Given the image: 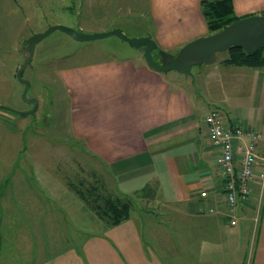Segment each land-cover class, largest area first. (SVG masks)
Returning a JSON list of instances; mask_svg holds the SVG:
<instances>
[{"label":"crops","instance_id":"obj_1","mask_svg":"<svg viewBox=\"0 0 264 264\" xmlns=\"http://www.w3.org/2000/svg\"><path fill=\"white\" fill-rule=\"evenodd\" d=\"M10 1L0 0V31L7 25L5 14L11 19L17 6V24L9 25L16 30L21 25L17 37L23 49L28 15L23 16L17 0V5ZM233 2L239 17L264 14V0ZM149 5L155 29L136 36L150 34L158 49L177 54L189 41L209 34L201 0H149ZM1 48L8 45L0 37ZM142 54L68 65L60 76L70 98L74 137L114 171L118 194L146 197L151 207L135 205L129 219L112 226L100 217L92 219L90 227H74L85 230L84 235L74 233L55 252L42 248V255L35 257L30 224L46 228V222H58L64 193L54 172L35 170L29 157L13 158L5 163L13 174L8 168L0 170V264H264L261 181H255L254 195L240 206L238 224L230 225L217 166L220 149L205 121L212 109H220L226 121L261 130L264 148V65L234 64L225 58L214 63L206 74V86H214L208 94L214 104L204 112L207 101L198 105L179 83L177 71H157ZM0 120L9 130L0 139L11 147L7 139L13 134L12 117ZM5 159L0 158V169ZM16 162H25L24 168ZM205 189L207 199L200 195ZM210 203L217 213L204 211Z\"/></svg>","mask_w":264,"mask_h":264},{"label":"rangeland","instance_id":"obj_2","mask_svg":"<svg viewBox=\"0 0 264 264\" xmlns=\"http://www.w3.org/2000/svg\"><path fill=\"white\" fill-rule=\"evenodd\" d=\"M10 2L17 5L16 0ZM17 2L22 6L20 9L23 16L26 13L29 19L28 37L24 39L26 40L24 45L31 36L58 24L85 33L103 32L120 27L119 29L131 37L145 30L155 29L149 13V0H17ZM39 2L45 5L40 7ZM49 2L50 6H47ZM17 12L15 6L11 19L10 14H5V18L8 19L7 25L0 31L2 41L8 45L5 50L0 49V119L12 117L13 128L11 139H7V143L12 142L11 147L8 145L4 147L5 141L0 139V158H6L4 167L0 170L8 168L9 173L13 174L12 166H5V163H13V158L17 157H29L34 162L35 170L39 169L45 175L54 172L60 178L64 193V196H61V214L58 222L55 224L46 222L48 225L46 228L33 222L30 224L32 233L29 239L32 241L29 243H33L32 250L37 257L42 255V248L45 253H53L74 239V233L85 234V230L76 231L74 227H90L92 219L98 221V216L74 191V187L76 189L84 187L85 190L93 187L92 195L95 196L110 193L115 196L121 195L117 191L114 171L89 152L85 143L75 138L72 133L70 98L60 76L61 68L102 59L135 58L142 52L117 35L93 41H78L62 30L53 31L36 45L32 61L22 73V77L31 84L28 97L38 100L36 108L23 97L25 84L17 76V71L27 55L24 47L18 48L17 32L22 29L21 25L17 26V30L13 29L17 24L15 21ZM10 21L13 28L9 25ZM153 53L161 62L158 50ZM227 56V50L218 52L213 61L195 65L193 75L177 74V77L181 78L179 83L189 91L197 104L207 101L204 112L214 104L210 103L208 98L209 91L214 86H210L211 83L206 86L209 83L206 74L208 75L207 72L214 63ZM216 89L215 95L219 96ZM218 106L224 108L220 104ZM2 123L0 120V136L5 137L3 132L9 134V130ZM19 165L24 168L25 162H20ZM32 167H29L30 172ZM70 189L72 193L68 194L71 192ZM69 195L74 198L71 199ZM133 197L135 205L151 207L148 203L150 200L146 197L141 198L140 195ZM57 201L55 197L56 206ZM12 232V245L15 246V231Z\"/></svg>","mask_w":264,"mask_h":264},{"label":"water","instance_id":"obj_3","mask_svg":"<svg viewBox=\"0 0 264 264\" xmlns=\"http://www.w3.org/2000/svg\"><path fill=\"white\" fill-rule=\"evenodd\" d=\"M62 30L78 41H93L99 38L117 35L122 40L129 42L139 51H142L148 65L160 72L177 71L184 75H193V67L213 61L218 52L228 51L232 47L242 48L247 53H253L264 49V14H253L234 21L225 28L197 37L183 45L177 54H171L165 49H158V43L150 34L142 36H128L121 29L114 28L103 32L85 33L73 27L58 24L50 29L31 36L24 51L26 58L17 71V76L25 84L23 97L38 107L36 98H29L28 91L31 87L30 81L22 77L24 69L30 65L35 53L36 45L55 30ZM158 50L163 61L154 57V51ZM24 114V113H23ZM234 149L238 139L233 137Z\"/></svg>","mask_w":264,"mask_h":264},{"label":"built area","instance_id":"obj_4","mask_svg":"<svg viewBox=\"0 0 264 264\" xmlns=\"http://www.w3.org/2000/svg\"><path fill=\"white\" fill-rule=\"evenodd\" d=\"M208 135L219 147L217 166L222 174L221 189L226 201V215L229 224H238V210L254 195L253 184L261 181L264 192V148L260 145L262 131L242 121L229 122L220 109H212L206 116ZM233 137L238 139L234 149ZM203 199L209 197L205 189L200 193ZM206 213H217L213 204H208Z\"/></svg>","mask_w":264,"mask_h":264},{"label":"trees","instance_id":"obj_5","mask_svg":"<svg viewBox=\"0 0 264 264\" xmlns=\"http://www.w3.org/2000/svg\"><path fill=\"white\" fill-rule=\"evenodd\" d=\"M201 8L209 34L219 31L241 18L236 15L233 0H201ZM224 61L261 66L264 65V49L247 53L242 48L232 47L228 50V56ZM92 188L85 190L84 187L82 189L74 187V191L108 225H116L130 218L135 206L132 196H115L113 193L95 196L92 195Z\"/></svg>","mask_w":264,"mask_h":264},{"label":"flooded vegetation","instance_id":"obj_6","mask_svg":"<svg viewBox=\"0 0 264 264\" xmlns=\"http://www.w3.org/2000/svg\"><path fill=\"white\" fill-rule=\"evenodd\" d=\"M161 56V55H160ZM158 60V59H157ZM161 61H163V58H162V56H161Z\"/></svg>","mask_w":264,"mask_h":264}]
</instances>
